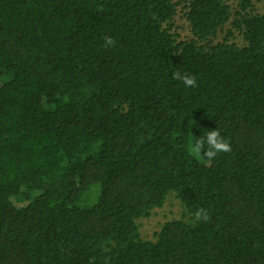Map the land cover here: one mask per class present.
I'll return each mask as SVG.
<instances>
[{
  "label": "trees",
  "instance_id": "16d2710c",
  "mask_svg": "<svg viewBox=\"0 0 264 264\" xmlns=\"http://www.w3.org/2000/svg\"><path fill=\"white\" fill-rule=\"evenodd\" d=\"M252 1L0 0V264H264ZM182 2L191 37L177 41ZM228 23L241 45L214 41ZM215 129L231 151L187 157V136ZM170 194L183 219L142 240L136 221Z\"/></svg>",
  "mask_w": 264,
  "mask_h": 264
},
{
  "label": "rangeland",
  "instance_id": "374dc122",
  "mask_svg": "<svg viewBox=\"0 0 264 264\" xmlns=\"http://www.w3.org/2000/svg\"><path fill=\"white\" fill-rule=\"evenodd\" d=\"M240 0H227V5L230 7V12L233 14L239 6ZM183 2L177 6L176 15L173 18L172 33L176 36L177 41L188 40L191 35L188 30V24L184 17ZM253 11L258 13H264V0L258 2L252 1ZM215 42L228 41L237 45L242 44L241 36L237 31L232 29L230 24H226L222 27L216 36L214 37ZM97 196L95 188L91 189L88 193L83 195V199L80 204H93ZM12 205L15 208L25 206L28 202L23 199H11ZM183 219V210L176 199L174 194L168 195L166 201L161 208L155 209L151 212L148 218L138 219L136 224L139 228L140 238L144 241H155L157 233L161 230L164 223Z\"/></svg>",
  "mask_w": 264,
  "mask_h": 264
},
{
  "label": "clouds",
  "instance_id": "9594fccd",
  "mask_svg": "<svg viewBox=\"0 0 264 264\" xmlns=\"http://www.w3.org/2000/svg\"><path fill=\"white\" fill-rule=\"evenodd\" d=\"M105 46L113 44L111 37H105ZM174 79H181L185 86H194L196 80L194 77L181 74L173 73ZM187 155L196 161H202L204 158H214L220 153H226L231 151V146L227 139H225L219 129L204 131L200 136L188 135L184 149ZM196 218L207 220L208 214L204 209H199L196 213Z\"/></svg>",
  "mask_w": 264,
  "mask_h": 264
}]
</instances>
